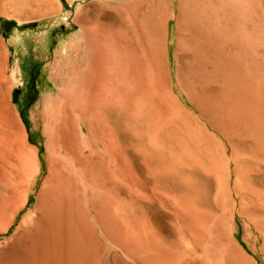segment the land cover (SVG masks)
Here are the masks:
<instances>
[{
	"label": "rangeland",
	"instance_id": "obj_1",
	"mask_svg": "<svg viewBox=\"0 0 264 264\" xmlns=\"http://www.w3.org/2000/svg\"><path fill=\"white\" fill-rule=\"evenodd\" d=\"M144 5L0 0V18L14 22L0 23V264L48 173L39 113H50L56 63L83 24L130 35ZM202 12L212 45L196 79L178 75L174 23L164 28L178 117L137 98L135 116L98 127L106 148L91 181L72 170L74 207L90 221L98 208L103 222L99 243L86 239L85 264H264V0H203ZM16 189L21 199L10 204ZM227 228L252 263L238 261Z\"/></svg>",
	"mask_w": 264,
	"mask_h": 264
},
{
	"label": "bare ground",
	"instance_id": "obj_2",
	"mask_svg": "<svg viewBox=\"0 0 264 264\" xmlns=\"http://www.w3.org/2000/svg\"><path fill=\"white\" fill-rule=\"evenodd\" d=\"M144 4L142 17L130 35L120 29L110 35L83 24L71 49L56 63L51 78L55 95L51 92L44 103L52 105L50 113H39L45 124L48 173L34 191L33 215L20 225L5 264H85L86 239L92 237L99 243L103 222L98 208L90 221L74 207L72 170L90 180L93 166L103 162L99 152L106 148L98 127L109 121L118 125V119L135 116L137 98L152 97L160 113L180 114L168 92L171 74L165 70L170 46L164 28L169 22L175 26L173 60L178 75L196 79L206 70L212 43L203 17V0H144ZM32 155L25 150L29 172L33 171ZM17 193L18 189L13 190L6 198L10 204L21 199ZM213 225L219 234L220 223ZM225 236L238 261L252 263L231 238L230 229Z\"/></svg>",
	"mask_w": 264,
	"mask_h": 264
},
{
	"label": "water",
	"instance_id": "obj_3",
	"mask_svg": "<svg viewBox=\"0 0 264 264\" xmlns=\"http://www.w3.org/2000/svg\"><path fill=\"white\" fill-rule=\"evenodd\" d=\"M64 5H66V4H64ZM0 23H1L2 27H9V26L14 24L13 21L8 20V19H4V18H0ZM19 27L21 28L22 26H19Z\"/></svg>",
	"mask_w": 264,
	"mask_h": 264
}]
</instances>
